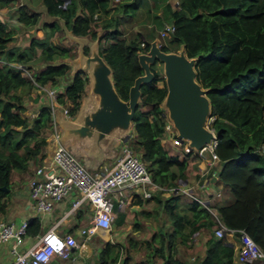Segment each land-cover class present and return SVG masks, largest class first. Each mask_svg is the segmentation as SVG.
<instances>
[{"label":"trees","instance_id":"1","mask_svg":"<svg viewBox=\"0 0 264 264\" xmlns=\"http://www.w3.org/2000/svg\"><path fill=\"white\" fill-rule=\"evenodd\" d=\"M11 1L0 0V7ZM42 3L52 18L42 23L49 31L42 39L30 37L22 50H10L14 30L0 21V214L9 205L13 171L26 170L31 160L38 155L43 159L46 154L51 108L47 102H41L37 114L29 117L24 113L27 106L23 97L37 85L55 87L72 69L63 60L72 49L51 40L58 31L64 33L60 20L77 36L95 40L100 33V47L103 40H111L100 52L112 69L118 94L126 100L135 78L143 73L138 53L147 51L150 42L160 35L155 28L161 26L156 27L155 22H168L175 29L166 33L161 48L176 51L183 46L186 54L197 60V78L208 89L210 115L214 117L211 127L217 135L215 152L220 159L217 179L229 187L234 197L230 203L210 201V205L225 226L245 230L264 254V0H177L176 5L170 0H155L154 11L149 9L153 16L140 24L146 28V38L140 33L128 38L123 32L129 19H136L135 12L146 4L144 0ZM16 19L22 25L34 27L41 22V14L22 5ZM149 22L152 29L148 28ZM143 41L144 47L140 45ZM85 52L89 53L88 47ZM39 60L43 66L35 72L31 62ZM10 64H22L26 70ZM156 65L151 66L153 80L141 86L129 142L154 182L175 186L179 179L188 177L191 162L199 155L190 149L184 156L170 150L165 133L168 118L162 108L167 89L162 70L157 71ZM87 79L85 73H75L65 90L58 93L57 103L68 107L72 116L81 107ZM204 193L209 197L208 191ZM182 195L173 192L163 199L172 231L166 244L163 239L158 245L147 242L152 253L163 257L166 264H191L175 257L176 245L188 244L194 233L204 229L209 231L204 255L192 264H233L235 245L226 237L215 235L217 222L211 212L189 196L183 204ZM40 230L39 216L30 217L28 234L36 235ZM120 248L107 241L97 264H115ZM123 251L128 262L129 249Z\"/></svg>","mask_w":264,"mask_h":264},{"label":"built area","instance_id":"2","mask_svg":"<svg viewBox=\"0 0 264 264\" xmlns=\"http://www.w3.org/2000/svg\"><path fill=\"white\" fill-rule=\"evenodd\" d=\"M172 24H167L161 31V35L174 31ZM142 47L145 42H141ZM26 70L22 64H10ZM47 97V103L51 108V135L50 140L55 147L51 157L35 170V178L30 183V199L35 212L46 214L51 212L56 203L65 200L73 195L71 207L68 214L75 213L82 204L87 203L92 209L89 225L80 229L81 236H89L97 230H111L116 219L115 200L121 206L126 203L130 194L139 193L144 198H151L154 192L162 195H170L173 192H180L191 198L200 201L211 212L213 219L217 222L214 229L217 237H223L230 233L235 236L237 242L236 257L241 263L252 264V261L261 258L264 264V254L243 229H229L219 219L217 211L209 204V197L205 196L212 179L218 178L220 159L215 152L217 135L211 127L214 119L208 117L207 127L213 131L214 137L210 144H206L197 150L200 157H205L206 167L199 172L197 179L198 191L194 192L190 187L163 186L154 182L139 154L134 152L128 140H121L120 154L116 156L113 164L102 172H90L85 165L64 145L60 143L61 129L56 121L55 111L59 108L57 103L58 92L54 87H43ZM62 115L67 120H74L68 107H61ZM165 133L172 142L181 146L186 143L177 137V131L170 120L165 124ZM198 192V193H197ZM219 195V194H217ZM208 202V205H206ZM61 221L55 222L44 232L38 233L33 240L24 245L30 234L27 232L28 219L20 222L6 220L0 217V244L12 241L9 264H46L54 256L68 258L72 251L79 249L81 243L73 234L61 235L57 227ZM115 264H132L125 261V254L121 251Z\"/></svg>","mask_w":264,"mask_h":264},{"label":"crops","instance_id":"3","mask_svg":"<svg viewBox=\"0 0 264 264\" xmlns=\"http://www.w3.org/2000/svg\"><path fill=\"white\" fill-rule=\"evenodd\" d=\"M42 1L43 0H12L8 5L0 7V21L6 22L9 28L12 25L14 30L12 40L8 45L10 50H22L25 48L30 37L35 36L39 39H42L45 37L46 32L49 31V29L44 27L42 24L44 21L46 22L47 19H51L47 15ZM170 1L173 3L172 0ZM22 5L27 6L30 11L39 12L41 14V22H39V24L35 25L34 27H28L18 22L16 19L18 16V9ZM147 25L149 28L152 26V24L148 23ZM14 28L17 29L19 33L24 32L25 34L26 39L22 40L21 43L18 42L19 34ZM51 40L60 44L56 34L51 37ZM31 65L34 71L38 72L41 69V66H43V61H34L31 62ZM74 74L75 73L73 71H70L68 75H71L73 78ZM66 77L67 76H63L55 86V89L58 93L63 92L65 87L70 84L65 80ZM43 92V88L37 86L35 87V91H33V93L27 95L28 99L32 97V101H34L36 104L35 110L33 109V111H31L30 109L34 116L37 114V109L40 103L46 102V100H44L42 97V94H45ZM25 104L27 106L26 99ZM47 139L48 144L44 149L46 153L45 157L41 159L40 155H38L36 158L30 161V174L25 173L27 174L26 178H22L23 173L20 175H15V178L12 176V183L16 182V189L13 192V201H10L7 209L4 213L0 214V217L18 223L24 219H29L32 216H39L41 230L38 233L44 232L55 222L61 221L57 227V232L61 235L73 234L77 237L81 243L79 249L72 251L68 258L54 256L50 262L46 264H97L100 252L104 248L107 241H110L119 248L122 247V251L125 247V243H127L128 247L125 248L129 249V262L132 264H140L142 261H145L146 264H166L163 257L157 253H152V250L149 245H147V242L150 241L152 244L158 245L159 241L163 239L166 244V241L169 239L172 227L163 208L162 202L165 197L169 196L168 194L162 195L158 192H154V195L151 198H144L139 193L130 194L126 203L122 206L118 204L117 199H114L116 204L114 210L116 219L111 230L107 231L99 229L94 234H91L87 237L81 236L80 229L89 225L92 209L87 203H84L75 213L68 214V204L71 203L75 195L56 203L51 212L39 215L35 212L29 194L30 183L36 176V168L45 163L53 153L55 144L50 140L48 133ZM166 140L168 141L170 148L172 146L176 152L179 151L175 148L177 145H175L169 137L166 138ZM117 145L119 146L120 142H118ZM110 158L111 157H107L102 162H89L90 167L95 168L96 166L104 165L105 167L109 168L113 164L112 161H110ZM195 161L198 162V168L196 172L193 174L188 173V177L186 179H179L177 184L181 187H190L194 192H200L197 189V179L199 177V172L206 167V160L205 157L199 156L198 159H193L191 164ZM208 192L211 195L210 201H212V203H230L234 199L229 187L218 181V179L211 178ZM188 199L189 198H187L186 195H182L181 202L184 204L189 201ZM34 236L35 235H30V238L26 239L24 245L29 244L33 240ZM208 236L209 231L202 229L192 235L191 241L188 242V244L178 243L176 245L175 257H178L184 261H188L191 264L195 259L202 258L205 252V242ZM225 237L229 243L235 245L236 249L237 242L235 236L228 233L225 235ZM10 260L11 255L9 244L2 245L0 247V264H9ZM233 264H247L241 263L237 260L236 250Z\"/></svg>","mask_w":264,"mask_h":264},{"label":"water","instance_id":"4","mask_svg":"<svg viewBox=\"0 0 264 264\" xmlns=\"http://www.w3.org/2000/svg\"><path fill=\"white\" fill-rule=\"evenodd\" d=\"M60 25L68 39L78 46L73 72L87 73L90 78L89 94L74 120L65 119L60 109L55 111L62 145H71L77 150L85 148L87 154L98 162L110 157L111 147L131 136L132 121L141 100V86L153 80L151 66L158 62L162 64L167 89L162 108L177 131V137L193 151L211 143L214 134L207 127L211 114L208 89L197 78L196 58L189 57L183 46L176 51H165L160 46V38L155 37L147 51L138 53L143 73L135 78L126 100L118 94L112 69L100 52V33L89 43L86 36L75 35L63 19ZM86 47L89 53L85 52ZM70 207L71 203L68 209ZM262 262L257 258L252 264Z\"/></svg>","mask_w":264,"mask_h":264},{"label":"rangeland","instance_id":"5","mask_svg":"<svg viewBox=\"0 0 264 264\" xmlns=\"http://www.w3.org/2000/svg\"><path fill=\"white\" fill-rule=\"evenodd\" d=\"M118 0H116L115 1V3L117 2ZM173 1V3H174V5H176V3H175V1H177V0H172ZM144 2H146V4L145 5H143L142 6V8L141 9H139V10H137L136 12L135 11H133V13L135 12L136 14H137V17H136V19H129V21L130 22H128V24L126 23V25H125V27L123 28V32H125V35H126V37H128V38H130V37H133L135 34H137V33H140V35H142L143 36V38H146V35H145V29L146 28H143V27H141L140 26V24H141V22H142V20L143 19H150V16L149 15H151V16H153V14H152V12L151 11H154L153 10V3L155 2V0H144ZM114 3V4H115ZM151 11H150V10ZM141 11V12H140ZM146 11H147V13H146ZM140 12V13H139ZM139 13V14H138ZM148 14V15H147ZM136 16V15H135ZM132 17H134V15L132 16ZM148 24H152V23H148ZM155 24H156V27H160V28H155V30L157 31V33H160V35L159 36H156V37H159L160 38V46L162 45V43H161V40L163 39V41H164V39H165V36L166 35H164V36H162L161 35V31L164 29V27L167 25V24H169L168 22H164V25H161L160 23H159V21H157V22H155ZM152 27H154L153 25H152ZM149 28V27H148ZM9 29H13L12 28V25L10 26V28ZM15 29V28H14ZM149 29H152L151 28V26H150V28ZM15 30H17V29H15ZM17 32H18V30H17ZM18 42H22V40H24V39H26V37H25V34H24V32H21V33H19L18 32ZM56 35H57V37H58V40H59V43H60V45H63V46H68V47H70L71 49H72V51H71V53H70V56L68 57V58H64L63 60L64 61H68L69 63H70V65L73 67V61H74V59L76 58V56H77V54H78V46H77V44L76 43H73V42H71L69 39H68V37L64 34V33H62V32H60V31H58L57 33H56ZM139 35V36H140ZM35 37V36H34ZM87 38H88V40H89V43H91L92 41H93V39L92 38H90L89 36H86ZM111 41V40H110ZM110 41H106V40H103L102 41V43H101V47H100V51L103 49V47L104 46H106V44H108ZM156 70L157 71H160V70H162V64H160L159 62L157 63V65H156ZM71 71H73V69H71ZM69 74V73H68ZM66 75L67 77L65 78V80L66 81H68L69 83L72 81V76L71 75ZM86 74V76H87V84H86V94L84 95V97H83V99H82V103H81V105L82 104H84V98H86L87 96H88V94H89V91H90V78H89V76H88V74L87 73H85ZM160 84L162 83V81H160L159 82ZM33 91H35V88H33V89H31V92H30V94L31 93H33ZM44 93V92H43ZM42 97H43V99L44 100H47V97H46V95L44 94H42ZM23 99H24V101H25V99H26V102H27V110L24 112L27 116H29V117H33L34 116V114H32L31 113V111H33V109L35 110L36 109V104H35V102L34 101H32V97L30 98V99H28V97H27V95H25L24 97H23ZM142 108L144 109L145 107L144 106H142ZM30 109H31V111H30ZM47 133L49 134V136L51 135V130H48L47 131ZM166 138H168V136L166 137ZM135 139V137L133 138V140ZM132 140V141H133ZM131 145H133L132 143H131ZM66 147L85 165V167L90 171V172H92V173H94L95 171H99V172H102L103 170H105V169H107V167H105L104 165H99V166H96L95 168H92V167H90V164H89V162H94L95 163V159L92 157V156H89L88 154H87V152H86V149L85 148H81L80 150H77V149H75V148H73L71 145H66ZM176 149H178L179 151L178 152H176L174 149H173V147L171 146V148H170V150L172 151V152H174V153H178L180 156L182 155V156H184L186 153H187V149H188V147H187V145H185V144H183V145H181V146H176L175 147ZM196 152V151H195ZM120 154V146H118L117 144L116 145H114V146H112L111 147V152H110V161H112V163L114 162V159L116 158V156H118ZM104 161V160H103ZM96 162H98V161H96ZM197 168H198V162L197 161H195L194 163H192L191 164V170H190V174H193L194 172H196V170H197ZM23 173V174H22ZM25 173H28V174H30V170H29V167L26 169V170H24V171H18V170H14L13 171V174H12V176H13V178H15V175H20V174H22V178H26V175L27 174H25ZM21 178V177H20ZM18 185V184H17ZM16 189V182H13L12 183V186H11V190H10V194H9V200L11 201H13V192H14V190ZM185 196V195H184ZM186 197L188 198V196L186 195ZM10 201H9V204H10ZM159 210V209H158ZM5 244H9V248L11 249V244H12V241L11 240H8L7 242H4V243H2V244H0V247L2 246V245H5ZM125 247H128L127 246V243H125ZM124 247V248H125ZM121 249V248H120ZM121 251H122V249H121ZM115 252V251H114Z\"/></svg>","mask_w":264,"mask_h":264},{"label":"clouds","instance_id":"6","mask_svg":"<svg viewBox=\"0 0 264 264\" xmlns=\"http://www.w3.org/2000/svg\"><path fill=\"white\" fill-rule=\"evenodd\" d=\"M141 52H143V51H141ZM38 87L40 86V85H37ZM40 87H45V86H40ZM55 88V87H54ZM46 102H47V100H46ZM59 105V104H58ZM61 107H63V106H60L59 105V108H57V109H60L61 110ZM77 115V114H76ZM76 115H75V117H76ZM59 125V124H58ZM51 130V129H50ZM129 139H130V137L127 139L128 141H129ZM121 140H124V139H121ZM121 142V141H120ZM189 149V148H188ZM209 204H210V202H209ZM211 206V205H210ZM213 208V207H212ZM225 237V236H224Z\"/></svg>","mask_w":264,"mask_h":264}]
</instances>
